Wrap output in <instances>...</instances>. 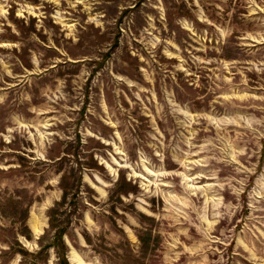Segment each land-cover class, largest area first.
Segmentation results:
<instances>
[{
	"label": "rangeland",
	"instance_id": "1",
	"mask_svg": "<svg viewBox=\"0 0 264 264\" xmlns=\"http://www.w3.org/2000/svg\"><path fill=\"white\" fill-rule=\"evenodd\" d=\"M0 264H264V0H0Z\"/></svg>",
	"mask_w": 264,
	"mask_h": 264
}]
</instances>
